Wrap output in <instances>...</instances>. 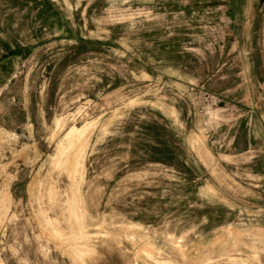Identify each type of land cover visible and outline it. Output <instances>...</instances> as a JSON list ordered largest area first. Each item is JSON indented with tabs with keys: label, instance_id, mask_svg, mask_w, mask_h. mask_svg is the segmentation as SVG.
Instances as JSON below:
<instances>
[{
	"label": "rangeland",
	"instance_id": "obj_1",
	"mask_svg": "<svg viewBox=\"0 0 264 264\" xmlns=\"http://www.w3.org/2000/svg\"><path fill=\"white\" fill-rule=\"evenodd\" d=\"M0 264H264V0H0Z\"/></svg>",
	"mask_w": 264,
	"mask_h": 264
}]
</instances>
